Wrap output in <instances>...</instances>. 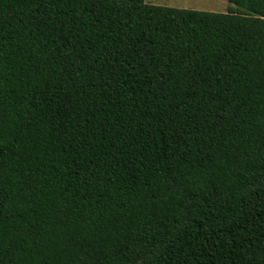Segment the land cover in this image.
Masks as SVG:
<instances>
[{
  "label": "trees",
  "instance_id": "1",
  "mask_svg": "<svg viewBox=\"0 0 264 264\" xmlns=\"http://www.w3.org/2000/svg\"><path fill=\"white\" fill-rule=\"evenodd\" d=\"M0 0V264H264V0Z\"/></svg>",
  "mask_w": 264,
  "mask_h": 264
},
{
  "label": "rangeland",
  "instance_id": "2",
  "mask_svg": "<svg viewBox=\"0 0 264 264\" xmlns=\"http://www.w3.org/2000/svg\"><path fill=\"white\" fill-rule=\"evenodd\" d=\"M147 4L202 12L225 13L231 7L226 0H144Z\"/></svg>",
  "mask_w": 264,
  "mask_h": 264
}]
</instances>
